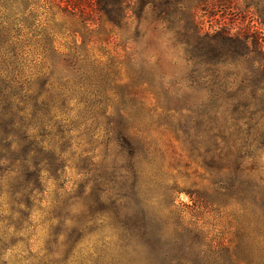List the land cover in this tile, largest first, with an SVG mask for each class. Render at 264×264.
Instances as JSON below:
<instances>
[{
  "label": "clouds",
  "instance_id": "obj_1",
  "mask_svg": "<svg viewBox=\"0 0 264 264\" xmlns=\"http://www.w3.org/2000/svg\"><path fill=\"white\" fill-rule=\"evenodd\" d=\"M234 2L235 12L245 14L242 0ZM247 14L251 18L252 13ZM145 15H149L148 7ZM125 24L127 31L117 32L130 61L123 78L101 79L95 63L67 70L50 63L45 53L23 46L17 49L14 64L6 63L0 73L14 77L13 86L20 85V95L26 98L36 95L33 81L46 79L45 90L35 102L46 104L47 114L38 112L26 131L31 138L41 122L52 132L59 125L67 142L63 153L58 152L57 144L63 142L58 137L55 143H43L45 149L57 151L67 166L61 181L41 173L44 191L33 196L30 209L17 202L19 193L14 197L9 192L19 162L0 177V264H36L42 257L47 264H142V256L130 247H121L118 238L117 226L130 217L127 209L142 203L155 214L166 215L171 209H165L162 201L174 185L203 189L215 179L211 186L219 188L234 160L241 167L255 162L264 172V146L255 142V129L252 137L244 135L238 140L233 136L227 146L221 144L223 173L213 177L204 170V162L212 155L206 149L216 140L218 118L223 119L222 105L234 91L219 70L221 64H198L189 59L184 45L175 40L176 29L166 22H153L150 16L143 20L139 42L131 38L136 27L131 10L126 12ZM253 56L255 53L243 58L248 61ZM8 59L5 55V61ZM118 84L127 87L118 92ZM31 111L29 103L21 115L27 120ZM117 120L125 125L124 139L131 137L143 146L144 157L134 153L126 161L120 154L113 132ZM224 126L229 131L235 127ZM16 148L13 142L12 150ZM80 156L89 157L94 168L79 175L73 171L69 179V169ZM7 164V160L0 161V165ZM105 167L107 178L99 174ZM113 173L119 176L115 203L104 195L105 181ZM80 183H84L82 192H78ZM22 212L27 215L22 217ZM92 229L94 249H84L73 234ZM44 238L53 242L55 255L45 257L38 247ZM251 241L253 264H264V240Z\"/></svg>",
  "mask_w": 264,
  "mask_h": 264
},
{
  "label": "rangeland",
  "instance_id": "obj_2",
  "mask_svg": "<svg viewBox=\"0 0 264 264\" xmlns=\"http://www.w3.org/2000/svg\"><path fill=\"white\" fill-rule=\"evenodd\" d=\"M79 1L75 5V0H0V73L5 71L6 63L14 64L17 49L23 46L45 53L50 63L67 70L95 63V71L101 79L123 78L130 61L124 55L126 45L122 46L117 36L120 27H92V33L84 37L76 7L83 4L85 8L87 3ZM181 2L185 9L183 21L179 23L175 18L166 22L170 29H176V42L184 45L186 56L195 63L221 64L219 70L228 87L234 89L222 105L223 119L218 118L220 127L215 136L219 143L213 140L206 149L212 155L204 162V170L216 177L217 173H223V165L219 163L224 159L221 144L227 146L233 136L238 140L244 135L252 137L255 129V142L264 146V30L261 28L264 26V0H242L245 13L242 15L235 12L234 0ZM247 13H252L251 18ZM148 18L141 19L140 23ZM150 18L153 22L160 21ZM140 23L132 31L131 38L135 42L143 35ZM121 29L127 31V26ZM250 53L255 56L244 60L243 57ZM5 55L10 59L5 61ZM13 80L14 77L0 75V136L28 135L26 130L33 126L37 113L47 114V105L35 102L36 96L45 90L46 79L38 77L33 81L36 95L27 98L20 95L21 86L14 87ZM121 87L127 86L118 84V92L124 91ZM29 103L32 111L26 120L21 113ZM225 124L235 127L229 131ZM57 137L63 141L59 125L52 132L41 122L32 137L37 142L35 163H39L40 178L18 172L17 181L10 183L21 184V189L32 188L33 196H38L44 191L42 172H46L49 179L61 181L67 161L58 152L65 151L67 142L57 144L58 152L42 147L45 140L55 143ZM114 141L126 161H130L134 153L144 157L139 141L130 137L125 144L116 138L115 132ZM72 167L69 179L73 171L79 175L93 170L94 165L89 157L80 156L73 161ZM99 174L107 178L106 167ZM222 179L224 184L219 188L211 186L216 183L215 179L203 189H181L174 185L162 201L165 209H171L163 216L142 203L127 209L130 217L117 226L121 247H130L142 256V264H253L251 238L264 240V172L255 162L241 167L240 162L234 160ZM118 186L119 176L113 173L105 181L104 195L118 192ZM77 187L78 192H82L84 183ZM98 188V185L94 187L93 196ZM109 200L114 201L113 198ZM30 202L32 207L33 199ZM94 237L95 229L81 230L78 236L73 234V239L84 249H94ZM48 240L44 238L38 245L44 256ZM52 251L50 256L56 254L55 246ZM36 264H47V261L42 257Z\"/></svg>",
  "mask_w": 264,
  "mask_h": 264
},
{
  "label": "trees",
  "instance_id": "obj_3",
  "mask_svg": "<svg viewBox=\"0 0 264 264\" xmlns=\"http://www.w3.org/2000/svg\"><path fill=\"white\" fill-rule=\"evenodd\" d=\"M76 1L79 0H75V5ZM81 1L82 0H80L79 3H81ZM84 2L87 3L84 4L85 8L82 7L83 4L79 6L78 3L77 6L79 7H76L79 12V23L82 24V35L84 37L92 33V27L95 29H100L109 25L111 27L118 26L121 29L127 26L125 24V17L128 10H131L133 16L135 17L137 26L139 25L141 19L147 17L145 15L146 7H148V16L165 22L175 20V18H177V21L181 23L183 21L182 15L185 13V9L183 7L184 5L182 4L181 0H135L134 3H132L131 0H85ZM256 12L259 14L257 9ZM239 42L242 43V41ZM13 124L15 123H12V125ZM19 127L23 126L19 125ZM124 129L125 125L121 122H118L113 129V132L116 133V138L120 140V142L122 141L125 144H128V140L124 139ZM9 138H12V140ZM13 142H15L17 145L16 150H12ZM36 144L37 142L35 139L32 137L30 138L28 135H17L11 137L7 135L0 136V161H8L7 165H0V177H2L6 171H8L14 165H17V162H19L17 167L19 169L18 172H21V175L29 174L31 177L35 175L39 179V163H35ZM13 181H17V176L13 179ZM20 185H13L12 183H9V192L14 197L17 193H19L17 202L23 203L26 208L30 209L32 205L30 200L33 198V189H21ZM111 192V196H108L110 193L107 194L108 199H112L113 197L118 198V192ZM113 203H115V200ZM26 215L27 213H21L22 217ZM133 226L135 228V222L133 223ZM53 246L54 245L51 240L46 241V257L53 254Z\"/></svg>",
  "mask_w": 264,
  "mask_h": 264
}]
</instances>
